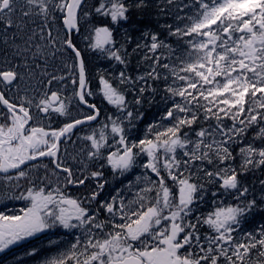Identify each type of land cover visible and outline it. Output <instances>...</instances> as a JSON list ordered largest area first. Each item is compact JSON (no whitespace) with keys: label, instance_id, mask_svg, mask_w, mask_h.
Instances as JSON below:
<instances>
[{"label":"snow or ice","instance_id":"snow-or-ice-1","mask_svg":"<svg viewBox=\"0 0 264 264\" xmlns=\"http://www.w3.org/2000/svg\"><path fill=\"white\" fill-rule=\"evenodd\" d=\"M0 264H264V0H0Z\"/></svg>","mask_w":264,"mask_h":264},{"label":"trees","instance_id":"trees-1","mask_svg":"<svg viewBox=\"0 0 264 264\" xmlns=\"http://www.w3.org/2000/svg\"><path fill=\"white\" fill-rule=\"evenodd\" d=\"M135 35V34H134Z\"/></svg>","mask_w":264,"mask_h":264}]
</instances>
